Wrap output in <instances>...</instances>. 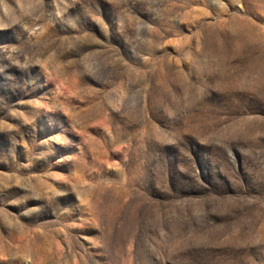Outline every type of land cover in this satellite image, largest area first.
Here are the masks:
<instances>
[{
    "label": "rangeland",
    "instance_id": "rangeland-1",
    "mask_svg": "<svg viewBox=\"0 0 264 264\" xmlns=\"http://www.w3.org/2000/svg\"><path fill=\"white\" fill-rule=\"evenodd\" d=\"M0 264H264V0H0Z\"/></svg>",
    "mask_w": 264,
    "mask_h": 264
}]
</instances>
